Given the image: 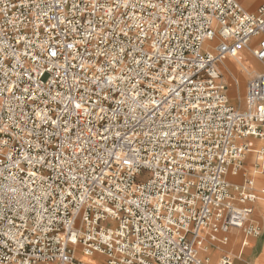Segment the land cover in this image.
<instances>
[{
	"label": "built area",
	"instance_id": "2783aa9c",
	"mask_svg": "<svg viewBox=\"0 0 264 264\" xmlns=\"http://www.w3.org/2000/svg\"><path fill=\"white\" fill-rule=\"evenodd\" d=\"M247 49L264 67V2L0 0V264H210L231 231L242 252L264 68L234 105L222 65Z\"/></svg>",
	"mask_w": 264,
	"mask_h": 264
},
{
	"label": "crops",
	"instance_id": "0c3cea01",
	"mask_svg": "<svg viewBox=\"0 0 264 264\" xmlns=\"http://www.w3.org/2000/svg\"><path fill=\"white\" fill-rule=\"evenodd\" d=\"M240 2L242 3V5L244 6L246 10L254 11L260 3L264 2V0H240ZM252 42H255V45H256L255 39ZM252 42H251V45H252ZM245 51H242L241 53L243 52L245 53ZM260 64L262 65L261 62ZM263 68L264 67L262 65V68L260 70H262ZM228 70L230 71L231 76H232L233 68L228 69ZM254 141L252 143L253 146H254ZM251 165L252 164L250 163L245 165V168L247 169L250 175H251L250 169L254 168V166L252 167ZM263 183H264V178H260V182H257L258 185H262ZM262 208H264V204L261 202H258L256 206V210H255V216H254L260 223L261 233L256 237H252L249 240L248 245L243 248L242 252L239 253L240 235L238 231H231L230 242L227 245L222 246V247H213V249H215V257L217 256V258L215 259V262L217 261L218 257L221 254L225 253L226 251H229L233 253L234 255L239 253V256L235 255L232 264H264V223H263L264 216L262 214L263 213V211L261 210ZM257 213H261V215H257Z\"/></svg>",
	"mask_w": 264,
	"mask_h": 264
},
{
	"label": "bare ground",
	"instance_id": "6f19581e",
	"mask_svg": "<svg viewBox=\"0 0 264 264\" xmlns=\"http://www.w3.org/2000/svg\"><path fill=\"white\" fill-rule=\"evenodd\" d=\"M233 59L238 61V62H240V64L242 65V69H244L247 73H251V71H255V70H250L248 68L249 65H252L254 67L256 66L255 63L253 62V59L251 58V56L249 54H246V53L243 52V53H241L240 57H236V58H232V59L229 58L225 62H223L224 75H227L228 73L231 74L230 71L228 70V69H231V68H233V69L235 68L236 71L240 70L238 67H236L235 65H233L231 63ZM232 79H233V81H232L233 83L232 84L235 86V96H236V99H237V102H238V99L241 100V80H240L239 76H237L234 73L232 74ZM258 143H259L258 141H254L253 149L259 148V144ZM254 160L255 159H252V163L249 162L250 164H252L251 165L252 167L254 166L253 165V163L255 162ZM244 169H245V173L247 175H249V173H248L247 169L245 168V166H244ZM251 169H254V168H251ZM76 252L77 253H76L75 256L78 259H81L83 257L84 258L88 257L86 259L87 262L84 261L86 263H89V264L90 263L91 264H103L104 263V264H106V262L103 261L102 257H100L97 254L85 255L80 249H77ZM80 254L82 255V256H80L81 258L78 257V255H80ZM204 255L209 256V259L213 258V256L215 255V249H213V247H210V246L206 245V252L204 253ZM81 260H83V259H81ZM101 260H102L103 263H101Z\"/></svg>",
	"mask_w": 264,
	"mask_h": 264
},
{
	"label": "rangeland",
	"instance_id": "374dc122",
	"mask_svg": "<svg viewBox=\"0 0 264 264\" xmlns=\"http://www.w3.org/2000/svg\"><path fill=\"white\" fill-rule=\"evenodd\" d=\"M255 45V42H252V45H251V47L252 46H254ZM245 51V50H244ZM245 53L246 54H249L250 56H251V58L253 59V62L255 63V67L254 66H252V65H249V69L250 70H253V69H255V71H258V70H260L261 68H262V65L260 64V62L259 61H257L256 60V58H254V56H253V54H252V52L249 50V49H247L246 51H245ZM232 59V58H231ZM233 65H235L236 67H238L240 70L239 71H235L234 69H233V73L234 74H236L237 76H239V78H240V80H241V100H238V102H237V99H236V96H235V86L232 84L233 82V79H232V76H231V74H227V75H223V77H224V81L226 82V84H227V94H228V98H229V101L231 102V103H233L234 105H240L241 103H242V99H243V95H244V92H245V85H246V81L248 80V78L255 72V71H251V73H247L244 69H242V65L240 64V62H238V61H236V60H232V62H231ZM222 67H223V65H222ZM256 141H258V140H256ZM259 143V147L263 144L261 141H258ZM254 169H250V172H251V175H253L254 177H255V180L257 181V182H260V175H258V174H255L254 173V171H253ZM262 211H263V216H264V208H262L261 209ZM257 215H261V213H257ZM263 223H264V219H263ZM98 255V254H97ZM80 256H82L81 254L80 255H78V257L79 258H81ZM100 257H102V259H103V261L105 262V258L102 256V255H99ZM88 257H83V258H81V259H83V261H86V259H87ZM217 258V256L215 257V255L213 256V258H210V260H209V262H210V264H215V259ZM87 262V261H86ZM101 263H103L102 262V260H101ZM104 264V263H103Z\"/></svg>",
	"mask_w": 264,
	"mask_h": 264
}]
</instances>
